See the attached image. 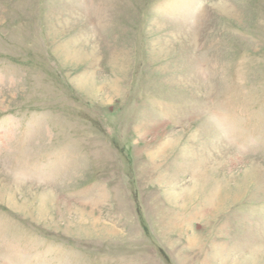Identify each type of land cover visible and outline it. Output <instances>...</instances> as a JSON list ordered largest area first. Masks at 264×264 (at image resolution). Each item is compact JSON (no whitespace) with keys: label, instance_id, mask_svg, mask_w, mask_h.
<instances>
[{"label":"rangeland","instance_id":"1","mask_svg":"<svg viewBox=\"0 0 264 264\" xmlns=\"http://www.w3.org/2000/svg\"><path fill=\"white\" fill-rule=\"evenodd\" d=\"M0 264H264V0H0Z\"/></svg>","mask_w":264,"mask_h":264}]
</instances>
